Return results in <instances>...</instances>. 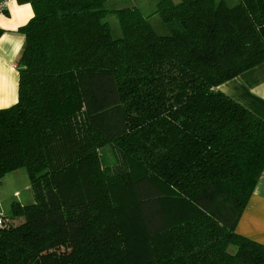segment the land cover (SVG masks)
I'll use <instances>...</instances> for the list:
<instances>
[{"label": "trees", "instance_id": "16d2710c", "mask_svg": "<svg viewBox=\"0 0 264 264\" xmlns=\"http://www.w3.org/2000/svg\"><path fill=\"white\" fill-rule=\"evenodd\" d=\"M20 1L0 179L25 168L34 201L0 213V264H264L236 231L264 118L218 89L264 61V0H158L167 34L114 0Z\"/></svg>", "mask_w": 264, "mask_h": 264}, {"label": "crops", "instance_id": "0c3cea01", "mask_svg": "<svg viewBox=\"0 0 264 264\" xmlns=\"http://www.w3.org/2000/svg\"><path fill=\"white\" fill-rule=\"evenodd\" d=\"M32 13L30 3L9 0L7 10L0 16V108L17 100V61L25 41L20 28ZM218 89L264 118V61L221 83ZM236 231L264 244V170L237 221Z\"/></svg>", "mask_w": 264, "mask_h": 264}, {"label": "rangeland", "instance_id": "374dc122", "mask_svg": "<svg viewBox=\"0 0 264 264\" xmlns=\"http://www.w3.org/2000/svg\"><path fill=\"white\" fill-rule=\"evenodd\" d=\"M116 1V0H114ZM158 0H117L112 2L114 8L124 6H137L145 15H149V21L158 34H167L169 32L162 18L155 13ZM178 2L179 0H173ZM227 4L232 6L237 0H226ZM110 3V2H109ZM110 25L113 37L121 36L119 19L116 13H108L104 18ZM34 201L33 192L28 173L25 168L9 172L0 179V213L8 214L11 205L14 202L28 204ZM22 217L14 218V223L22 221Z\"/></svg>", "mask_w": 264, "mask_h": 264}, {"label": "built area", "instance_id": "2783aa9c", "mask_svg": "<svg viewBox=\"0 0 264 264\" xmlns=\"http://www.w3.org/2000/svg\"><path fill=\"white\" fill-rule=\"evenodd\" d=\"M9 0H0V16L5 13L7 10ZM1 217H0V223H1Z\"/></svg>", "mask_w": 264, "mask_h": 264}]
</instances>
